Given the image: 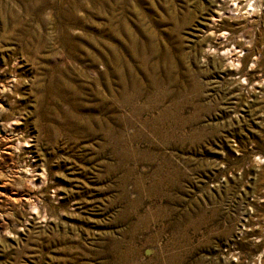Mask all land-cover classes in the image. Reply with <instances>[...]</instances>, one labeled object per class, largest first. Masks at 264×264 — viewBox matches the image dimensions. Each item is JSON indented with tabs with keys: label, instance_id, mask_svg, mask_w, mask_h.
Listing matches in <instances>:
<instances>
[{
	"label": "rangeland",
	"instance_id": "374dc122",
	"mask_svg": "<svg viewBox=\"0 0 264 264\" xmlns=\"http://www.w3.org/2000/svg\"><path fill=\"white\" fill-rule=\"evenodd\" d=\"M0 264H264V0H0Z\"/></svg>",
	"mask_w": 264,
	"mask_h": 264
}]
</instances>
